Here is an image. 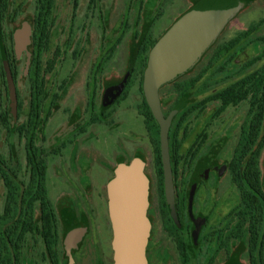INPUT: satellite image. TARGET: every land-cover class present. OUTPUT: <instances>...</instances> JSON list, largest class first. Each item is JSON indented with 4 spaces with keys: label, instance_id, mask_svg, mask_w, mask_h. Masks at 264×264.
<instances>
[{
    "label": "rangeland",
    "instance_id": "374dc122",
    "mask_svg": "<svg viewBox=\"0 0 264 264\" xmlns=\"http://www.w3.org/2000/svg\"><path fill=\"white\" fill-rule=\"evenodd\" d=\"M203 1H53L38 72L44 96L34 141L37 155L45 154L47 162L46 189L58 221L60 264H115L107 185L122 164L137 167L146 182L145 264H180L164 223L167 202L157 150L145 125V71L136 55L144 36L157 42ZM210 1L227 7L226 20L196 59L158 88L162 112L168 115L179 100L173 85L197 78L169 130L179 146L174 203L167 204V216L186 240L190 264H249L247 221L239 216L240 194L229 169L241 128L251 117L249 98L220 114L218 101H208L203 109L195 106L264 66V0ZM37 7L38 0H7L0 13V48L16 71L22 103L17 119L0 57V112L6 109L10 122L9 136L0 122V154L26 183V140L17 130L26 127L32 101L29 69ZM122 30L125 34L117 41ZM221 47L226 49L215 56ZM122 83L129 84L127 93L106 102L107 93ZM259 170L264 191V148ZM5 195L0 177V215ZM34 218L40 226L38 203ZM20 264H51L39 231L24 237Z\"/></svg>",
    "mask_w": 264,
    "mask_h": 264
},
{
    "label": "trees",
    "instance_id": "16d2710c",
    "mask_svg": "<svg viewBox=\"0 0 264 264\" xmlns=\"http://www.w3.org/2000/svg\"><path fill=\"white\" fill-rule=\"evenodd\" d=\"M53 1L38 0L31 35L32 58L29 69V81L32 101L26 127H22L23 130L19 127L17 130L20 137L26 140V161L30 167L27 183L22 181L18 168L11 167L6 162L5 157L0 154V177L6 189L4 207L0 215V264H20V253L24 237L28 234H34L36 231H39L43 238L52 264H60L56 251L58 221L46 189L47 162L45 154L41 152L39 156L37 155V147L34 141L37 118L41 110L40 102L44 96L43 79L38 76V72L43 51L47 47L49 40L48 27L50 25ZM93 1L91 0V3ZM6 3L7 0H0V13L5 11ZM124 34L125 30H122L117 41H120ZM156 43L150 35H146L142 39L136 55V61L139 63L141 72L145 71L149 54ZM223 49L226 48H219L215 56H219ZM0 57L7 61L6 50L3 47L0 48ZM8 66L16 85V71L9 63ZM48 69H51V65ZM196 81L197 78H190L173 85L179 100L183 99L184 94ZM128 88L129 84L125 83V93H127L126 90ZM248 98L251 117L241 128V141L237 147L236 154L230 161L229 169L232 173V181L237 186L240 194L241 211L239 216L245 222L247 221L249 264H264V191L259 170V157L264 148V66L235 84L221 90L208 98V100L200 102L195 108L203 109L208 101H218L220 107L217 114H220L227 107L236 106ZM142 107L144 108L146 128L157 150L156 164L163 182L159 149V127L146 100ZM21 110L22 103L17 99V119L20 117ZM164 116L167 115L164 114ZM0 122L6 130L7 136H9L10 122L6 109L0 112ZM178 146L179 144L174 141L173 136H170L169 131L172 175H174V166L177 165ZM161 192L165 198L164 190L162 189ZM36 203L39 205L40 226L36 225L34 218ZM163 204L164 223L169 228V232L175 241L179 252L180 264H190L185 246L186 240L183 234L180 235L175 229L176 226L173 219L167 216V203L164 202Z\"/></svg>",
    "mask_w": 264,
    "mask_h": 264
},
{
    "label": "water",
    "instance_id": "95a60500",
    "mask_svg": "<svg viewBox=\"0 0 264 264\" xmlns=\"http://www.w3.org/2000/svg\"><path fill=\"white\" fill-rule=\"evenodd\" d=\"M228 16L227 7L205 0L183 15L157 41L149 54L144 72L143 92L146 103L159 127V149L163 175L164 196L169 206L174 203L173 175L169 153V130L174 117L186 100L177 102L170 113L162 112L158 88L185 70L210 43ZM7 88L16 117V85L7 61H2ZM122 83L112 100L123 90ZM116 176L107 185L109 217L113 231L115 264H145L144 197L140 192L142 174L131 165H120ZM144 179V178H143ZM174 210L172 209V212ZM174 218V216H173Z\"/></svg>",
    "mask_w": 264,
    "mask_h": 264
},
{
    "label": "flooded vegetation",
    "instance_id": "af4514ba",
    "mask_svg": "<svg viewBox=\"0 0 264 264\" xmlns=\"http://www.w3.org/2000/svg\"><path fill=\"white\" fill-rule=\"evenodd\" d=\"M31 43H32V41H31ZM124 89H125V87H123V90L112 100V96H113V93L116 91H110V92H108L107 93V98H105V101L106 102H110V101H116L118 98H120L121 96H122V94L124 93ZM114 101V102H115ZM123 165V164H122ZM115 171V170H114ZM47 252V251H46ZM47 255H48V258H50V256H49V254H48V252H47ZM50 262H51V259H50ZM59 263H60V261H59ZM51 264H52V262H51Z\"/></svg>",
    "mask_w": 264,
    "mask_h": 264
},
{
    "label": "bare ground",
    "instance_id": "6f19581e",
    "mask_svg": "<svg viewBox=\"0 0 264 264\" xmlns=\"http://www.w3.org/2000/svg\"><path fill=\"white\" fill-rule=\"evenodd\" d=\"M140 192L142 193V195H146V182L143 178L142 181L140 182ZM142 210L143 213H145V204L142 205Z\"/></svg>",
    "mask_w": 264,
    "mask_h": 264
}]
</instances>
